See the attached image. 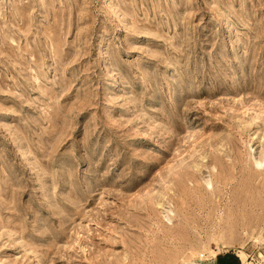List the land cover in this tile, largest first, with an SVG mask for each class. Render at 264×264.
<instances>
[{"label":"rangeland","instance_id":"obj_1","mask_svg":"<svg viewBox=\"0 0 264 264\" xmlns=\"http://www.w3.org/2000/svg\"><path fill=\"white\" fill-rule=\"evenodd\" d=\"M0 264H264V0H0Z\"/></svg>","mask_w":264,"mask_h":264}]
</instances>
